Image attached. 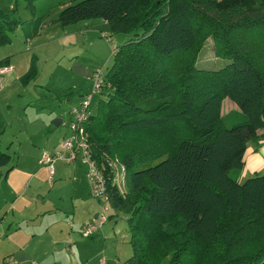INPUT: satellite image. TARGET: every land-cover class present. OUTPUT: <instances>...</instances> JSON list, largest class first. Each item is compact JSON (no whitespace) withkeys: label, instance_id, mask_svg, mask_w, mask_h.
<instances>
[{"label":"trees","instance_id":"obj_1","mask_svg":"<svg viewBox=\"0 0 264 264\" xmlns=\"http://www.w3.org/2000/svg\"><path fill=\"white\" fill-rule=\"evenodd\" d=\"M24 1L33 12L35 0ZM95 18L132 33L86 123L110 207L127 216L123 264H264V168L236 179L248 141L264 140V0H78L55 20ZM41 20L0 9V46L20 25L36 37ZM208 40L220 58L211 70L196 66ZM37 74L33 55L20 80ZM108 159L125 167L126 191ZM9 160L0 153V165Z\"/></svg>","mask_w":264,"mask_h":264},{"label":"rangeland","instance_id":"obj_2","mask_svg":"<svg viewBox=\"0 0 264 264\" xmlns=\"http://www.w3.org/2000/svg\"><path fill=\"white\" fill-rule=\"evenodd\" d=\"M76 1L35 0L32 12L24 0H0V9L24 24L33 17H45L46 20L57 18L61 8ZM55 22L34 39L38 40L36 43L26 44L20 25L10 35L12 43L0 46L1 58L5 50L11 49L14 53V58H11L14 80L0 94V117L4 123V135L0 143H7L11 148L22 144L27 155L33 151V147L40 151V157L44 152L53 154L57 150L61 140L69 137V111L86 95L91 94L88 108L95 110L99 99L105 98L109 90H92L93 73L96 70L106 72L113 61V48L132 38V33H111L100 18L81 20L67 26ZM32 55L36 58L38 74L34 80L23 84L20 78L25 74V63L29 64ZM219 60L215 55L214 44L208 40L198 54L196 66L206 70L215 69L220 67ZM6 86L4 81L0 83V88ZM58 118L62 122L55 125L54 120ZM9 154L11 160L7 167L14 164L17 158L12 150ZM34 154L38 156L36 152ZM40 157L37 165L44 167ZM72 162L56 160L53 163V176L49 179L45 170L41 175L43 181L48 177V183L44 186L47 189L48 207L52 209L55 205L61 209L54 215H47L43 224L48 225L42 224L43 229L33 237L37 254L45 251L48 255L53 253L55 257L48 256L47 259L52 257L59 264H123L131 254L124 213H113L111 217L114 211L109 208L105 212L106 220L89 237H80L77 230L71 229H77L80 223L90 220L100 207L90 194L85 166L80 161L79 166ZM5 170L6 167L3 168V174ZM118 183L120 190L126 188L122 181ZM60 219L65 224L55 223ZM19 221V227L29 230V235L33 226L38 231L39 223ZM68 239L74 243L69 244ZM168 258L160 264H168ZM5 262L9 263L8 260Z\"/></svg>","mask_w":264,"mask_h":264},{"label":"crops","instance_id":"obj_3","mask_svg":"<svg viewBox=\"0 0 264 264\" xmlns=\"http://www.w3.org/2000/svg\"><path fill=\"white\" fill-rule=\"evenodd\" d=\"M46 19L47 18L43 17L41 29L36 37L29 40L24 39L26 44L28 42H32V44L36 43V41L38 40L34 39L37 38L41 34V32L48 30V27H51V25H53L56 18H53L51 20ZM104 22L107 24L106 21ZM56 23L58 22H55V24ZM45 28L46 30H44ZM59 34H61V32H59ZM60 36L62 37L63 34ZM11 43L12 41H10V43L8 44L10 45ZM12 52L13 51L11 49L5 50L4 57H0V60L8 58V60L6 61V65L11 67V71L3 75L2 82L4 81L7 86L6 88H0V94L7 89L8 85L10 84V81L12 83V80H14V70L12 68L13 63L11 62V58H14V53ZM30 61L31 59L29 60V64L27 62L25 63V73L29 69ZM225 102V111L234 107V105L229 102V100H226ZM70 111L69 115L71 119ZM94 111L95 110H90L91 113H93ZM61 122L62 120L60 121V123ZM3 124L4 123L2 121V118L0 117V138H2L4 135ZM19 131H21V129H19ZM69 132L70 131L68 128V135ZM11 147H9L7 143L6 145L0 143V153H5L11 157L9 151L12 150L13 154H17L16 161L11 166L7 167L8 163L6 165H0V264H42L44 261L45 264H59L57 261L53 260L52 257H49V259H47L48 256L55 257L53 253L48 255V253L45 251L44 253L41 252L37 254V247L33 244V237H36L38 235L39 230L43 229V225H48V223L43 224L45 217L47 215H54L57 213V211L61 209L60 207H56L55 205H53V208L50 209L46 202L47 189H45L44 186H46V184L48 183V177L50 179L51 176H53L54 167L53 174L50 175L45 165V168L37 165L39 164L38 161L40 157V151L37 150V148L35 147L31 149H33V151H35L38 156H35V152H33L32 150L27 155L24 148L22 147V144H19L18 146H13V148ZM32 155H34L33 159H31ZM243 160L244 166L242 170H240L236 175V179L238 182L253 175L254 173L260 172L264 168V140L258 139L248 141L244 152ZM75 163L77 165L80 164L79 161ZM5 167L6 170L3 174V168ZM44 170L48 174V177L45 179V181H43V178L41 177V175H43ZM1 174H3V177L1 176ZM86 190L88 193V187L86 188ZM120 191L124 192L126 191V188ZM113 213L116 214V212H112V214L110 215L111 217ZM19 219L24 220L26 224L27 222L39 223L38 231H36L33 226V228L31 229L33 231L29 235V230H23L21 229V227H19ZM62 221L63 219H60L55 221V223L61 225L65 224ZM86 221H88V219L84 222ZM84 222L80 223L78 225L79 228L77 229L71 228L72 230H77L76 233L80 237H82L80 229ZM67 241L69 242V244L74 243L72 239H68ZM6 260H8L9 263H6Z\"/></svg>","mask_w":264,"mask_h":264},{"label":"built area","instance_id":"obj_4","mask_svg":"<svg viewBox=\"0 0 264 264\" xmlns=\"http://www.w3.org/2000/svg\"><path fill=\"white\" fill-rule=\"evenodd\" d=\"M113 49L115 52L116 48ZM10 71V66H0V83L3 80V75ZM104 74L105 72L99 70H96L93 73L92 90L100 92L103 89L105 85ZM90 98L91 94L86 95L78 106L71 109V119L68 124L70 131L68 135L69 137L65 140L62 139L60 146L53 154L44 152L40 157V162L47 167L50 175L53 174V163L56 160H64L73 163L72 161L75 162V160L79 159V161L85 166V176L90 187V194L99 202L100 207L99 211L82 225L81 234L84 237L90 236L94 230L106 220L105 212L111 208L109 198L105 192L104 178L101 169L91 156V148L86 132V123L90 113V109L88 108ZM106 162L108 168L111 169L113 173V182L117 186H119V181H122L123 184L125 182V167L120 164L117 159H108ZM116 169H119L118 172H116Z\"/></svg>","mask_w":264,"mask_h":264},{"label":"water","instance_id":"obj_5","mask_svg":"<svg viewBox=\"0 0 264 264\" xmlns=\"http://www.w3.org/2000/svg\"><path fill=\"white\" fill-rule=\"evenodd\" d=\"M60 121H61V119H60V118H58V119L54 120V123H55V125H58V124L60 123Z\"/></svg>","mask_w":264,"mask_h":264}]
</instances>
